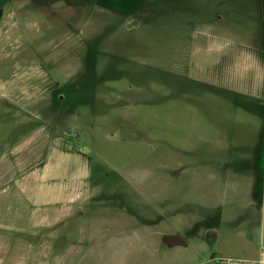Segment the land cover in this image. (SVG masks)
<instances>
[{"label":"rangeland","instance_id":"obj_1","mask_svg":"<svg viewBox=\"0 0 264 264\" xmlns=\"http://www.w3.org/2000/svg\"><path fill=\"white\" fill-rule=\"evenodd\" d=\"M263 248L264 0H0V264Z\"/></svg>","mask_w":264,"mask_h":264},{"label":"crops","instance_id":"obj_2","mask_svg":"<svg viewBox=\"0 0 264 264\" xmlns=\"http://www.w3.org/2000/svg\"><path fill=\"white\" fill-rule=\"evenodd\" d=\"M45 168L48 171L51 170V162L49 159L44 163ZM54 179V174L52 172L45 173L44 178H38V179H29L25 181L24 184V193L29 197L30 200L34 201L35 203L42 205L47 204H55L58 202V200H63V198L66 200L67 204L73 205V188L68 187L66 181H65V188H59V186H52L50 185V181ZM61 190V191H60ZM64 194V195H63ZM69 195V198H68ZM65 196V197H64ZM169 197V194H163L162 197ZM69 199V200H68ZM69 201V202H68ZM251 201V198L248 200V202ZM211 230L208 228V233H210ZM156 233H163V234H179L173 230H170L169 228L161 229V230H155ZM212 233V231H211ZM80 245V244H79ZM73 246V245H72ZM222 257V256H220ZM246 264H254L253 261L246 260ZM43 264V262H41ZM77 261L74 260H67L65 261V264H75Z\"/></svg>","mask_w":264,"mask_h":264},{"label":"built area","instance_id":"obj_3","mask_svg":"<svg viewBox=\"0 0 264 264\" xmlns=\"http://www.w3.org/2000/svg\"><path fill=\"white\" fill-rule=\"evenodd\" d=\"M207 264H246V261L239 258L232 257H220V256H211L207 261ZM260 264H264V248L262 249V258Z\"/></svg>","mask_w":264,"mask_h":264},{"label":"water","instance_id":"obj_4","mask_svg":"<svg viewBox=\"0 0 264 264\" xmlns=\"http://www.w3.org/2000/svg\"><path fill=\"white\" fill-rule=\"evenodd\" d=\"M165 240L170 244H184L185 241L179 234H166L164 236Z\"/></svg>","mask_w":264,"mask_h":264}]
</instances>
